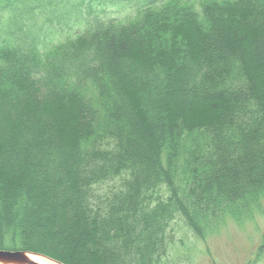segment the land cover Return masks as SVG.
Masks as SVG:
<instances>
[{"label": "trees", "instance_id": "1", "mask_svg": "<svg viewBox=\"0 0 264 264\" xmlns=\"http://www.w3.org/2000/svg\"><path fill=\"white\" fill-rule=\"evenodd\" d=\"M4 0L0 9L13 7ZM47 46L0 34V249L163 264L264 201V0H138Z\"/></svg>", "mask_w": 264, "mask_h": 264}, {"label": "rangeland", "instance_id": "2", "mask_svg": "<svg viewBox=\"0 0 264 264\" xmlns=\"http://www.w3.org/2000/svg\"><path fill=\"white\" fill-rule=\"evenodd\" d=\"M7 1V0H6ZM138 0H12L0 9V34L10 17L40 32L47 46L85 29L82 17L129 21ZM5 5L0 0V6ZM169 256L163 264H264V201L262 210L240 223L231 217L202 241L183 221L173 222Z\"/></svg>", "mask_w": 264, "mask_h": 264}, {"label": "water", "instance_id": "3", "mask_svg": "<svg viewBox=\"0 0 264 264\" xmlns=\"http://www.w3.org/2000/svg\"><path fill=\"white\" fill-rule=\"evenodd\" d=\"M34 257L43 258L56 264H63L55 259L36 252L0 249V262H2V264H43L36 261Z\"/></svg>", "mask_w": 264, "mask_h": 264}, {"label": "bare ground", "instance_id": "4", "mask_svg": "<svg viewBox=\"0 0 264 264\" xmlns=\"http://www.w3.org/2000/svg\"><path fill=\"white\" fill-rule=\"evenodd\" d=\"M34 259L40 263H43V264H56V263L50 262V261L43 259V258L34 257Z\"/></svg>", "mask_w": 264, "mask_h": 264}, {"label": "clouds", "instance_id": "5", "mask_svg": "<svg viewBox=\"0 0 264 264\" xmlns=\"http://www.w3.org/2000/svg\"><path fill=\"white\" fill-rule=\"evenodd\" d=\"M0 264H2V262H0Z\"/></svg>", "mask_w": 264, "mask_h": 264}]
</instances>
